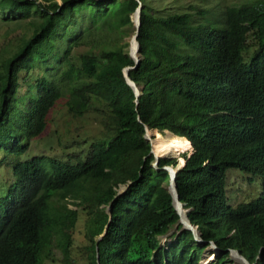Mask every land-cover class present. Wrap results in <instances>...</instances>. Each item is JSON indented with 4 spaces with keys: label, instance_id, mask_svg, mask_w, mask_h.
Here are the masks:
<instances>
[{
    "label": "trees",
    "instance_id": "trees-1",
    "mask_svg": "<svg viewBox=\"0 0 264 264\" xmlns=\"http://www.w3.org/2000/svg\"><path fill=\"white\" fill-rule=\"evenodd\" d=\"M178 2L0 0V167L10 176L0 180V264H45L56 249L69 264L80 213L82 264H202L212 242L208 264L233 263L231 249L264 264V0L225 4L218 16ZM140 4L137 96L123 73L136 64L123 27ZM62 97L76 116L94 97L105 102L115 134L78 142L74 157L26 155ZM146 125L160 132V155L180 156L155 166ZM183 159L177 192L202 242L168 188L165 167ZM231 167L259 176L261 194L230 204Z\"/></svg>",
    "mask_w": 264,
    "mask_h": 264
},
{
    "label": "rangeland",
    "instance_id": "rangeland-1",
    "mask_svg": "<svg viewBox=\"0 0 264 264\" xmlns=\"http://www.w3.org/2000/svg\"><path fill=\"white\" fill-rule=\"evenodd\" d=\"M61 1V0H58ZM175 0H167V2L172 5ZM241 0H181L176 5L182 3L186 7H195L197 9H214L215 15L220 14V7L225 4H235ZM172 3V4H171ZM174 5V4H173ZM123 36L127 32L130 35L127 36V40L133 38L135 34L136 27L134 23L123 27ZM8 31V28L0 27V48L5 45L3 39V34ZM128 35V34H127ZM87 48L79 49V51L84 52ZM19 88V93L23 94L25 92V84L22 83ZM67 98H60L55 106L50 110L47 116V126L43 133L38 137V140H33L30 144V148L26 155L33 156L34 153H44L46 155H56V156H75L81 147H79L78 142L85 140L86 146L93 140H99L103 138H110L115 134L113 129V115L110 112L109 107L105 102H102L97 97L93 98L91 105L83 116H76L69 111L66 104ZM159 131L152 130V137H155ZM166 132L164 131V133ZM158 136V135H157ZM67 145H69L67 147ZM192 149H185L180 153L186 151H191ZM3 156V155H2ZM1 156V157H2ZM169 156V155H168ZM177 154L176 157H179ZM6 163V162H4ZM0 180L10 178L8 166L3 165L0 167ZM262 179L259 176L253 175L251 172H246L237 168H229L227 170V195L229 198V203L236 206L241 201H249L253 198L258 197L262 192ZM72 207V205H71ZM85 223L86 216L84 213H80L79 220L74 228L73 232V246L70 249V259L69 264H82L85 259V245L87 240L85 237ZM176 230V226L170 232L172 236L173 231ZM171 241L169 235L161 237V243L165 246ZM218 248L214 244H210L204 254L202 259V264H208L215 257V252ZM231 254V253H230ZM64 255L60 249L55 250V261H46L45 264H66L63 259ZM233 263L231 264H243L241 260L235 258L231 255ZM241 261V262H240Z\"/></svg>",
    "mask_w": 264,
    "mask_h": 264
},
{
    "label": "water",
    "instance_id": "water-1",
    "mask_svg": "<svg viewBox=\"0 0 264 264\" xmlns=\"http://www.w3.org/2000/svg\"><path fill=\"white\" fill-rule=\"evenodd\" d=\"M139 12V22H138V25L136 26V32H135V34H134V36H135V38H137V51H138V56L137 57H134L133 55H132V53H131V50H130V47H131V44H130V46H129V53H130V55L132 56V58L135 60V65L134 66H127V67H125L124 69H123V73H124V76H125V78H126V80H127V82L134 88V90H135V93H136V95L137 96H139L140 94H141V88L137 85V83L135 82V81H133L132 80V78H131V76H130V69H133V68H135V67H137V65L139 64V62H140V43H139V41H138V36H139V31H140V26H141V12H142V5L140 4L139 6H138V8L136 9V11L134 12V13H136V12ZM133 13V14H134ZM132 14V15H133ZM131 21H133L132 20V16H131ZM133 23V22H132ZM130 43H131V41H130ZM145 130H146V132H145V136H146V138L149 140V142L151 143V145H152V149H151V152L154 154V156H155V162H154V165L155 166H158V162H159V159L161 158V157H176V154H171V155H157L156 154V152H155V150H154V145H153V142H152V139H156L157 137H153L152 138V136L150 137L149 135H148V131L149 130H153L154 131V133L156 132V131H158L157 129H151V128H149V126H145ZM165 132H166V134H168V132L169 133H171L172 135H176V134H174V133H172V132H170L169 130H165ZM178 136V135H177ZM190 144H191V142H190ZM185 164V159H183V161H179V163L176 165V166H166L165 168L169 171V173H170V176H171V178H170V184H169V186H168V188H169V191H170V193H171V195H172V197H173V203H174V205H175V208H176V210H177V212H178V214L180 215V219H179V222L180 223H182L183 224V226L185 227V228H187V229H190V230H192V232H193V234H194V237H195V239L197 240V241H199V242H202V239H201V237H200V235H199V233H198V231H197V228L196 227H194L193 226V224L191 223V221L189 220V218H188V216H187V214H186V219H187V222L188 223H185L184 221H182L181 220V212H180V210H179V208L177 207V205H176V203H175V198H176V200L178 201V203L180 204V206H182L183 208H184V204L180 201V199H179V195H178V192H177V184H176V174H177V172H178V170L183 166ZM172 183L174 184V190H175V194L172 192V190H171V185H172ZM126 189V187L125 186H123L122 188H121V190H120V192H119V194L121 193V192H123L124 190ZM185 209V208H184ZM108 210V213H109V215H110V219H111V206H109V208L107 209ZM186 210V209H185ZM187 211V210H186ZM107 227H108V225H106V228H105V231L101 234V236H100V238L106 233V231H107ZM214 245H215V243L214 242H212ZM216 246V245H215ZM217 247V246H216ZM234 251H236V253L237 254H239V256L242 258V261L244 262V264H253V263H251L239 250H237V249H231V254L230 255H232L233 256V252Z\"/></svg>",
    "mask_w": 264,
    "mask_h": 264
},
{
    "label": "bare ground",
    "instance_id": "bare-ground-1",
    "mask_svg": "<svg viewBox=\"0 0 264 264\" xmlns=\"http://www.w3.org/2000/svg\"><path fill=\"white\" fill-rule=\"evenodd\" d=\"M135 18H133V23L135 25V27L138 25V22H139V12L137 11L135 14ZM137 38H135V36L133 35V38L131 39V47H130V50H131V53L134 57H137L138 56V51H137ZM152 131L149 130L148 131V135L151 137L152 135ZM158 135V133H156ZM156 135V137H157ZM152 142H153V145H154V150L156 152L157 155H160V150H161V143L159 141H155L154 139H152ZM165 149V148H164ZM180 161V160H179ZM171 190L172 192L175 194V190H174V184L172 183L171 185ZM175 203L177 205V207L179 208L180 212H181V220L184 221L185 223H188L187 222V219H186V210L180 206V204L178 203V201L176 200L175 198ZM233 256L239 260L242 261V258L239 256V254L236 253V251L233 252ZM240 261V262H241ZM243 262V261H242ZM244 264V263H243Z\"/></svg>",
    "mask_w": 264,
    "mask_h": 264
},
{
    "label": "clouds",
    "instance_id": "clouds-1",
    "mask_svg": "<svg viewBox=\"0 0 264 264\" xmlns=\"http://www.w3.org/2000/svg\"><path fill=\"white\" fill-rule=\"evenodd\" d=\"M213 244V243H212Z\"/></svg>",
    "mask_w": 264,
    "mask_h": 264
}]
</instances>
